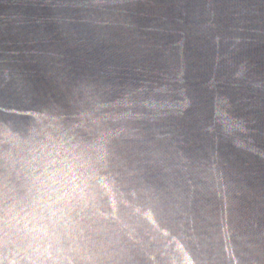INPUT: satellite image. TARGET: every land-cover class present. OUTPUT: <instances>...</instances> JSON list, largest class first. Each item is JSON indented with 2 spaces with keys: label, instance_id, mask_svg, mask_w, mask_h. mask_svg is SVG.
I'll list each match as a JSON object with an SVG mask.
<instances>
[{
  "label": "water",
  "instance_id": "95a60500",
  "mask_svg": "<svg viewBox=\"0 0 264 264\" xmlns=\"http://www.w3.org/2000/svg\"><path fill=\"white\" fill-rule=\"evenodd\" d=\"M0 264H264V0H0Z\"/></svg>",
  "mask_w": 264,
  "mask_h": 264
}]
</instances>
